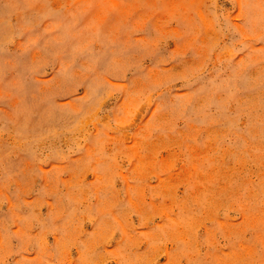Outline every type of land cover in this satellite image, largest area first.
<instances>
[{"label": "rangeland", "instance_id": "374dc122", "mask_svg": "<svg viewBox=\"0 0 264 264\" xmlns=\"http://www.w3.org/2000/svg\"><path fill=\"white\" fill-rule=\"evenodd\" d=\"M0 264H264V0H0Z\"/></svg>", "mask_w": 264, "mask_h": 264}]
</instances>
